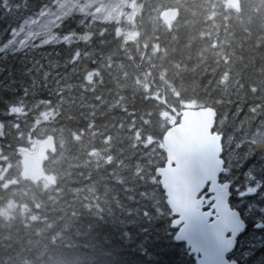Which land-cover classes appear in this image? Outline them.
<instances>
[{"label":"trees","instance_id":"1","mask_svg":"<svg viewBox=\"0 0 264 264\" xmlns=\"http://www.w3.org/2000/svg\"><path fill=\"white\" fill-rule=\"evenodd\" d=\"M54 1L0 0V46ZM133 1V24L73 13L53 28L72 39L0 52V264H196L157 173L172 108H215L228 168L264 179V0ZM48 137L53 180L25 176L23 152ZM255 205L238 264H264Z\"/></svg>","mask_w":264,"mask_h":264},{"label":"snow or ice","instance_id":"2","mask_svg":"<svg viewBox=\"0 0 264 264\" xmlns=\"http://www.w3.org/2000/svg\"><path fill=\"white\" fill-rule=\"evenodd\" d=\"M220 161L210 174L205 173L202 161L195 153L180 154L171 161L176 169L173 183H178L181 177L188 182L190 206L177 207L168 202V193L163 185H160V191L167 207V217L173 224L180 225L177 238L184 236L191 240L210 231L227 249L233 247L237 232L243 230V213L251 211L257 199L264 203V179L251 174V166L246 160L234 169L228 168V162L222 155ZM233 171L237 174L229 179ZM260 211L264 213V206ZM221 264H235V261L222 260Z\"/></svg>","mask_w":264,"mask_h":264},{"label":"water","instance_id":"3","mask_svg":"<svg viewBox=\"0 0 264 264\" xmlns=\"http://www.w3.org/2000/svg\"><path fill=\"white\" fill-rule=\"evenodd\" d=\"M225 5L237 12L241 10V0H225ZM179 9L170 7L162 10L161 20L171 26L179 17ZM178 117V121L173 123L164 133L162 145L166 153V161L163 166L157 168L160 183L168 193V202L185 208L190 206L187 199V180L183 177L174 184L173 177L176 169L171 161L177 159L180 154L195 153L202 161V168L205 173L210 174L214 167L221 163L220 156H223V134L215 130L217 112L211 106L185 107L181 110L172 108ZM224 159V158H223ZM226 170V169H225ZM244 220L242 232L238 231L231 248H223L217 241L213 232H207L203 236H194L189 240L184 236L177 238L180 225L173 224L176 229L175 240L183 242L189 250V254L194 256L196 264H221L222 260L229 262L237 260L230 258L237 246L238 238L246 230L247 223ZM264 224L259 221L257 228H263Z\"/></svg>","mask_w":264,"mask_h":264},{"label":"rangeland","instance_id":"4","mask_svg":"<svg viewBox=\"0 0 264 264\" xmlns=\"http://www.w3.org/2000/svg\"><path fill=\"white\" fill-rule=\"evenodd\" d=\"M138 4L133 0H55L52 6H45L37 16L25 20L15 35L0 46L1 51H14L30 45H39L59 40L72 39L71 36L58 37L54 26L64 17L73 13H88L96 19L133 24ZM130 36L135 33L129 32ZM80 38V37H79ZM54 147V140L48 137L35 142L28 151L23 152V174L45 182L52 181L46 174L43 161L49 149Z\"/></svg>","mask_w":264,"mask_h":264}]
</instances>
